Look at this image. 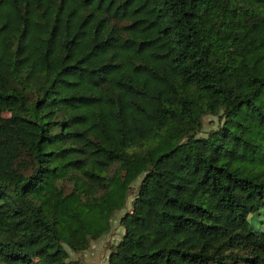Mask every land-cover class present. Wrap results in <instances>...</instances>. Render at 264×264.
Listing matches in <instances>:
<instances>
[{"label":"trees","instance_id":"16d2710c","mask_svg":"<svg viewBox=\"0 0 264 264\" xmlns=\"http://www.w3.org/2000/svg\"><path fill=\"white\" fill-rule=\"evenodd\" d=\"M123 211L108 264H264V0H0V264Z\"/></svg>","mask_w":264,"mask_h":264},{"label":"rangeland","instance_id":"374dc122","mask_svg":"<svg viewBox=\"0 0 264 264\" xmlns=\"http://www.w3.org/2000/svg\"><path fill=\"white\" fill-rule=\"evenodd\" d=\"M216 119L213 117H208L205 119V130L209 131L213 129L216 125ZM137 185V184H136ZM132 198H130L128 207L130 206ZM123 212L118 213L113 222V231L105 236L103 239L94 242L91 247L85 252L81 254H73L70 252L71 256L74 259H79L85 264H108V257L110 254L109 247L112 244H117L123 237L124 230L121 228L119 224L120 217Z\"/></svg>","mask_w":264,"mask_h":264}]
</instances>
